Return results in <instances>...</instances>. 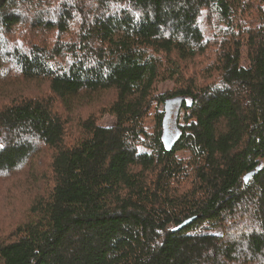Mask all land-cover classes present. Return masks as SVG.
<instances>
[{
	"label": "trees",
	"instance_id": "obj_1",
	"mask_svg": "<svg viewBox=\"0 0 264 264\" xmlns=\"http://www.w3.org/2000/svg\"><path fill=\"white\" fill-rule=\"evenodd\" d=\"M12 175L0 264H264V0H0Z\"/></svg>",
	"mask_w": 264,
	"mask_h": 264
},
{
	"label": "rangeland",
	"instance_id": "obj_2",
	"mask_svg": "<svg viewBox=\"0 0 264 264\" xmlns=\"http://www.w3.org/2000/svg\"><path fill=\"white\" fill-rule=\"evenodd\" d=\"M172 87L170 82L161 85L160 90L164 92L167 88ZM115 118L107 115L100 125L110 127L114 124ZM15 175L10 177H0V229L3 227L11 228L15 217H21L28 206V192L25 187V178Z\"/></svg>",
	"mask_w": 264,
	"mask_h": 264
}]
</instances>
